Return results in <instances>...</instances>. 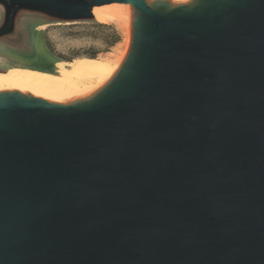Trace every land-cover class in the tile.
I'll list each match as a JSON object with an SVG mask.
<instances>
[{"label": "water", "instance_id": "obj_1", "mask_svg": "<svg viewBox=\"0 0 264 264\" xmlns=\"http://www.w3.org/2000/svg\"><path fill=\"white\" fill-rule=\"evenodd\" d=\"M113 4L103 85L0 91V264H264V0H9L0 52Z\"/></svg>", "mask_w": 264, "mask_h": 264}, {"label": "bare ground", "instance_id": "obj_2", "mask_svg": "<svg viewBox=\"0 0 264 264\" xmlns=\"http://www.w3.org/2000/svg\"><path fill=\"white\" fill-rule=\"evenodd\" d=\"M92 15L102 24L117 23L121 28L125 44L116 55L61 61L52 72L25 67L8 69L0 73V91L18 90L51 102H64L88 95L103 85L125 56L129 43V15L125 7L118 4L96 7Z\"/></svg>", "mask_w": 264, "mask_h": 264}, {"label": "rangeland", "instance_id": "obj_3", "mask_svg": "<svg viewBox=\"0 0 264 264\" xmlns=\"http://www.w3.org/2000/svg\"><path fill=\"white\" fill-rule=\"evenodd\" d=\"M124 44L125 38L117 23L105 25L95 19L93 21L50 23L37 27L35 55L31 59H19L0 52V63L9 67L8 69L39 67L52 72L56 69L57 63L61 61L71 62L77 57L114 56ZM44 56L51 59L53 65Z\"/></svg>", "mask_w": 264, "mask_h": 264}, {"label": "flooded vegetation", "instance_id": "obj_4", "mask_svg": "<svg viewBox=\"0 0 264 264\" xmlns=\"http://www.w3.org/2000/svg\"><path fill=\"white\" fill-rule=\"evenodd\" d=\"M1 2L9 3V0H0V3H1ZM35 29L37 30V28H35ZM11 56H13V57H15V58H19V59H27V54H23V53H19V54L16 53V55L11 54ZM44 58H45L46 60H48V62H51V65H53L51 59H48V57H46V56H44ZM48 62H47V63H48ZM42 67H51V66H42Z\"/></svg>", "mask_w": 264, "mask_h": 264}]
</instances>
